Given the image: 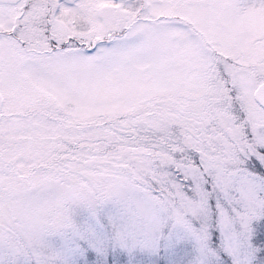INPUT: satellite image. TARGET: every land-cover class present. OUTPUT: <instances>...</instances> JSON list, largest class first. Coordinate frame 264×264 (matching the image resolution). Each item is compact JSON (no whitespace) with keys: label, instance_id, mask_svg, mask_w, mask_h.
<instances>
[{"label":"snow or ice","instance_id":"snow-or-ice-1","mask_svg":"<svg viewBox=\"0 0 264 264\" xmlns=\"http://www.w3.org/2000/svg\"><path fill=\"white\" fill-rule=\"evenodd\" d=\"M0 264H264V0H0Z\"/></svg>","mask_w":264,"mask_h":264}]
</instances>
